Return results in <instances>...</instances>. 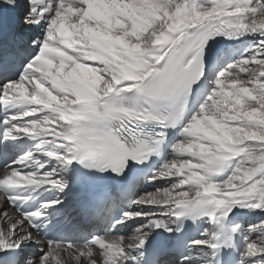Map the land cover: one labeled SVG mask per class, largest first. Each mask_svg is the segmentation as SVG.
I'll list each match as a JSON object with an SVG mask.
<instances>
[{"label":"snow or ice","instance_id":"obj_1","mask_svg":"<svg viewBox=\"0 0 264 264\" xmlns=\"http://www.w3.org/2000/svg\"><path fill=\"white\" fill-rule=\"evenodd\" d=\"M0 264H264V0H0Z\"/></svg>","mask_w":264,"mask_h":264}]
</instances>
